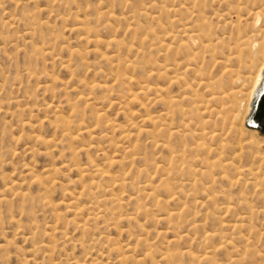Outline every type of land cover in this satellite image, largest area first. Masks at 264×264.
Wrapping results in <instances>:
<instances>
[{
    "label": "rangeland",
    "instance_id": "374dc122",
    "mask_svg": "<svg viewBox=\"0 0 264 264\" xmlns=\"http://www.w3.org/2000/svg\"><path fill=\"white\" fill-rule=\"evenodd\" d=\"M200 1L215 33L207 49L161 12L169 0H0V264H167V251L198 264L190 250L264 264V129L243 118L264 0H245L239 18L233 3ZM162 25L177 32L167 49ZM222 91L234 101L213 99Z\"/></svg>",
    "mask_w": 264,
    "mask_h": 264
},
{
    "label": "bare ground",
    "instance_id": "6f19581e",
    "mask_svg": "<svg viewBox=\"0 0 264 264\" xmlns=\"http://www.w3.org/2000/svg\"><path fill=\"white\" fill-rule=\"evenodd\" d=\"M132 1V0H131ZM134 1V0H133ZM135 1H137V2H139V1H141V0H135ZM169 1H171L172 2V5H173V8L171 9V10H168L166 7H164V8H162L161 9V12L162 13H171L173 16H175L176 18H175V20H173V21H179V22H184V24H185V27L182 29H180V34H182V35H184L185 36V38H186V40L189 42V43H191L193 46L194 45H199V47L200 48H204V49H207V48H210L211 47V45H212V43H213V39L215 38V37H213V36H215L214 34L215 33H213V30L210 28V26L208 25V23H207V20H208V17H210V16H208V17H206V15H203V13H202V10L200 9V0H169ZM224 1H226L227 3H228V5H230L231 3H233V4H235V7L233 8V9H231V10H229V12H227L228 13V15H230V14H233V13H235L236 15H237V17L239 18L240 16H241V10L240 9H242L241 8V6H243V5H245V3H246V1L245 0H231V2H230V0H224ZM245 1V2H244ZM136 2V3H137ZM170 2V3H171ZM155 2H153V4H154ZM207 3V2H206ZM134 4H135V2H134ZM156 4H157V2H156ZM130 5V4H129ZM155 5V4H154ZM131 6V5H130ZM129 6V7H130ZM134 6V5H133ZM153 5H151V7H152ZM250 6V5H249ZM248 6V7H249ZM157 7V6H156ZM235 8H239V10H237V9H235ZM149 9V6H144L140 11H139V14L140 15H142V17H143V15H145L146 16V14L148 13V10ZM206 9V8H205ZM244 9V8H243ZM246 10V9H245ZM249 10V9H248ZM262 12V11H261ZM261 12H259L258 10L257 11H250V15L253 17V18H255V20L256 19H259L260 18V14H261ZM161 13V14H162ZM206 14V13H205ZM225 15V14H224ZM243 15V14H242ZM164 16V15H163ZM168 16H169V14H168ZM227 19V18H226ZM227 20H229V19H227ZM228 25V24H227ZM212 26V25H211ZM224 26V25H223ZM81 27V26H80ZM161 27V26H160ZM227 27V26H226ZM83 28V27H82ZM81 28V30L87 35V36H89L90 35V31H88L87 29H82ZM139 28H141V27H139ZM221 28V27H220ZM136 30H137V27L135 28ZM222 29H224V28H222ZM226 29V28H225ZM139 30V29H138ZM160 36H157V35H154L155 37L157 36V38L159 39V41H160V43H161V45L162 46H164V48H166L167 49V45L164 43L165 42V39L166 38H168V37H171L172 38V40H173V38L174 39H176L177 38V32L175 31V30H168L167 28H165L163 25H162V27L160 28ZM230 31V30H229ZM235 31V30H234ZM153 34V33H152ZM151 34V35H152ZM241 35H243V34H241ZM245 37V36H244ZM215 40V39H214ZM223 41V40H222ZM182 42V41H181ZM113 43V42H112ZM256 43L257 42H253V43H251V45H252V47H254L255 45H256ZM159 44V43H158ZM175 44V43H174ZM177 44H179V43H177ZM177 44L175 45V46H177ZM186 44H182V46H185ZM160 46V45H159ZM169 46H170V44H169ZM217 46V45H216ZM161 47V46H160ZM160 47H158V48H160ZM171 47V46H170ZM169 47V48H170ZM178 47H181V45L180 46H178ZM168 48V50H170ZM172 48V47H171ZM161 49V48H160ZM176 49V48H175ZM195 49V48H194ZM181 50V49H180ZM196 50V49H195ZM164 51V50H163ZM183 51V50H182ZM204 51V50H203ZM167 52V51H166ZM176 52H178V50L176 51ZM163 53V52H162ZM204 52H202V54H203ZM163 54H165V53H163ZM167 54V53H166ZM257 55V54H256ZM255 56V55H254ZM249 62V64L247 65V69H249L250 71H249V73H250V76H249V80H251L252 81V85L250 84V82L247 84V86L250 84L251 85V87L249 88V86L247 87V91H248V89H249V92H248V98H249V102L248 103H246V104H248L247 105V107H246V109L245 110H247L246 111V116L245 117H243L242 115H243V113H241L239 110H236L235 112H233L232 113V116H231V118L234 120V121H238V120H240V119H242V117L243 118H245L246 120H248V122L250 123L251 122V126H254V123H253V120H252V118H250L251 116H252V113H253V111L255 110L254 108H255V105H256V102H257V100L260 98V96L264 93V52L262 53H260V54H258L257 55V57H255V58H253V59H251L250 61H248ZM128 67V66H127ZM189 67V66H188ZM241 68H243V66L241 67ZM154 69V68H153ZM156 69V68H155ZM160 70V69H159ZM244 70V69H243ZM246 70V69H245ZM161 71H163V70H161ZM169 71V70H168ZM156 72V71H155ZM155 72L153 73V74H155ZM227 72V71H226ZM247 73V72H246ZM245 73V74H246ZM160 75H161V73H159ZM227 74H228V76L231 78V80H232V82L233 83H239V74H238V72L236 73L237 75H235L234 74V71H228L227 72ZM244 74V75H245ZM248 74V73H247ZM150 75V74H149ZM151 75H152V73H151ZM158 75V74H157ZM148 76V75H147ZM236 76V77H235ZM151 77V76H150ZM160 77V76H159ZM245 77V76H244ZM244 77H243V80H244ZM149 79V78H148ZM245 79H246V77H245ZM242 80V81H243ZM247 80V79H246ZM220 81V80H219ZM245 81V80H244ZM221 82V81H220ZM241 83V82H240ZM244 83V82H243ZM96 84V83H95ZM95 84H93V86L95 85ZM99 84V83H98ZM226 84V83H225ZM224 84V85H225ZM237 85V84H236ZM100 86V85H99ZM216 86H218V85H216ZM238 86V85H237ZM235 87V86H234ZM219 88H222V86L221 87H219ZM226 88V87H225ZM241 88H243V87H241ZM246 88V87H245ZM223 89V88H222ZM228 89V88H227ZM227 89H225V90H227ZM238 89H239V86H238ZM140 90H142L141 92H143V93H145L144 95H146V92H148L149 90H150V87H149V85L145 82V83H143V85H142V87H141V89ZM219 90V89H218ZM237 90V89H236ZM241 90V89H240ZM244 90V89H243ZM234 91V90H233ZM238 91V90H237ZM246 91V90H245ZM228 92V91H227ZM226 91H222V92H220V95L218 96L217 94H216V96H218V97H213V99H216V101L219 99L221 102L222 101H225V100H227V99H229L230 100V98H232L231 97V95L229 94V93H227ZM233 93H235V91L233 92ZM236 95V94H235ZM238 95V94H237ZM246 95V96H247ZM239 96V95H238ZM240 96H242V95H240ZM236 97V96H235ZM133 98V97H132ZM238 98V97H237ZM136 99V97H134L132 100H135ZM138 99V98H137ZM232 100V99H231ZM230 100V102H233L234 100H232L231 101ZM242 101H243V98L241 99ZM120 102V101H119ZM195 102V101H194ZM198 102H200L199 100H197V104H198ZM220 102V104H222V106H221V108L224 106L223 104H225L224 102L223 103H221ZM240 103V102H239ZM243 103H245V102H243ZM195 104V103H194ZM200 105H201V103H200ZM227 105V104H226ZM233 105H234V103H233ZM194 105H192V107H193ZM195 106H197V105H195ZM220 106V105H219ZM235 106V105H234ZM242 106H243V108H244V104H242ZM216 107H217V105H216ZM228 107V106H227ZM239 107V106H238ZM191 108V107H190ZM196 108V107H195ZM201 108V107H200ZM200 108H198V109H200ZM237 108V107H236ZM242 108V109H243ZM192 110H193V108H191ZM233 109V108H232ZM214 110H215V108H214ZM217 110H218V114H220L221 115V113H220V111H219V108H217ZM221 110V109H220ZM222 110H223V108H222ZM166 111H168V110H166ZM165 111V112H166ZM195 111V110H194ZM242 111V110H241ZM168 112H170V111H168ZM193 111H191L190 112V114L192 113ZM222 113H223V111H222ZM225 113V112H224ZM143 114V113H142ZM163 114V113H162ZM169 114H171V113H169ZM226 114V113H225ZM188 115H189V113H188ZM230 115H231V113H230ZM152 115H147V116H145L144 117V119H143V122L144 123H150V124H155L156 123V121H155V119L153 118V117H151ZM169 116L167 115L166 116V118H168ZM143 118V117H142ZM164 118V117H163ZM165 118V119H166ZM243 120V119H242ZM241 121V120H240ZM239 121V122H240ZM142 122V121H141ZM189 122H190V120H189ZM235 124V123H234ZM158 125L160 126V124L158 123ZM162 125V124H161ZM187 125V124H186ZM185 125V126H186ZM155 127V126H154ZM184 127V126H183ZM187 127H188V125H187ZM156 128V127H155ZM185 128V127H184ZM186 129H188V128H186ZM162 130V129H161ZM160 131V130H159ZM142 132V131H141ZM177 132V131H176ZM144 133V132H143ZM141 134V133H140ZM170 134V133H169ZM171 136H172V132H171V134H170ZM132 137H133V135H131V134H124L123 136H122V138H121V140L124 142V141H130L131 139H132ZM130 143V142H129ZM131 144V143H130ZM91 168V167H90ZM105 167H103V168H101V167H99V166H94V170H93V172H94V175L95 176H97V177H99L100 179H114V177L111 175V173L109 172V171H107V170H105L104 169ZM117 179V178H116ZM146 187H151V184H147L146 185ZM81 194H85L84 192H82ZM81 195H79L78 197H80ZM171 196H173V195H171ZM77 197V198H78ZM77 198H76V200H77ZM80 199V198H79ZM78 199V200H79ZM100 202V201H99ZM94 204H97V203H94ZM99 204V203H98ZM94 207L96 206V205H93ZM92 207V206H91ZM93 209H95V208H93ZM88 210V209H87ZM90 210V209H89ZM182 213H183V209H176V210H174V211H168V213H167V217H165L166 219L165 220H167V222L168 223H171V225L169 224V226H168V229L169 230H171V231H176L177 229H178V226H177V224L175 223V220H177L178 218H180L181 216H182ZM186 213V212H185ZM166 215V214H165ZM172 222H173V224H172ZM180 222V221H179ZM239 226V225H238ZM236 227H237V225H236ZM189 232H191V231H189L188 230V233L186 234V235H188V234H192V233H189ZM159 234V233H158ZM162 234V233H161ZM164 234V233H163ZM185 234V233H184ZM210 235V234H209ZM182 236V235H181ZM206 236H208V235H206ZM205 236V237H206ZM218 236V235H217ZM211 237H214V234L213 235H211ZM207 238V237H206ZM226 239V240H225ZM222 240V239H221ZM224 240H225V242L224 243H227V245L229 244V240H228V238H224ZM212 241V240H211ZM231 241V240H230ZM143 243V244H145V245H147V247H149V248H151V243H149L148 242V240L147 239H143V238H139V243ZM221 242V241H220ZM225 245V244H224ZM153 246V245H152ZM212 246V245H211ZM216 246V245H215ZM207 247V246H206ZM210 247V246H209ZM213 247V246H212ZM234 247V246H233ZM217 248V247H216ZM206 249V248H205ZM212 249H214V247L212 248ZM189 250V249H188ZM239 250V249H238ZM186 252V251H185ZM188 253V255H189V258H190V256H191V262L193 263V262H198V264L199 263H202L203 261H205V262H209L210 264H219L216 260H215V256L213 255V256H211V254H209V253H203V255H200V256H198V255H195L193 252H191V250L190 251H187ZM209 252V251H208ZM215 252V251H214ZM240 252V251H239ZM248 252V251H247ZM182 253V252H181ZM184 253V252H183ZM202 254V253H201ZM180 255V253H177L176 251L175 252H173V253H170L169 251H167V252H163V255H162V260L163 261H165L167 264H172V263H174V256L175 257H178ZM184 255H186V254H184ZM238 256H239V254H238ZM148 257L152 260V261H154V257H153V255L151 254V253H149L148 254ZM180 257H181V255H180ZM118 258H120V257H118ZM128 258V257H127ZM179 259V258H178ZM176 260V259H175ZM124 260H122V261H120L121 262V264H122V262H123ZM235 261H238V259L237 258H235V257H230V259H229V264H234L235 263ZM127 262H128V260H127ZM161 262V261H160ZM221 263V262H220ZM237 263V262H236ZM124 264H126L125 262H124ZM175 264V263H174ZM222 264V263H221ZM228 264V263H227Z\"/></svg>",
    "mask_w": 264,
    "mask_h": 264
},
{
    "label": "flooded vegetation",
    "instance_id": "af4514ba",
    "mask_svg": "<svg viewBox=\"0 0 264 264\" xmlns=\"http://www.w3.org/2000/svg\"><path fill=\"white\" fill-rule=\"evenodd\" d=\"M258 100L256 102V105L258 103ZM256 105H255V108H254L255 110L253 111L251 118L253 120L255 127L264 129V114L261 113V109H256Z\"/></svg>",
    "mask_w": 264,
    "mask_h": 264
},
{
    "label": "water",
    "instance_id": "95a60500",
    "mask_svg": "<svg viewBox=\"0 0 264 264\" xmlns=\"http://www.w3.org/2000/svg\"><path fill=\"white\" fill-rule=\"evenodd\" d=\"M256 109H261V113L264 114V94L260 96ZM249 124L251 125V122Z\"/></svg>",
    "mask_w": 264,
    "mask_h": 264
}]
</instances>
